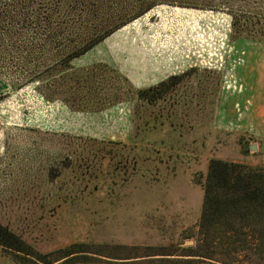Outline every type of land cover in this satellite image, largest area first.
<instances>
[{
	"label": "rangeland",
	"instance_id": "374dc122",
	"mask_svg": "<svg viewBox=\"0 0 264 264\" xmlns=\"http://www.w3.org/2000/svg\"><path fill=\"white\" fill-rule=\"evenodd\" d=\"M144 1L155 7L135 18ZM190 14L214 16L224 52L238 38L264 41V0H0V224L34 252L0 245V264L200 259L211 161L257 170L264 154L249 139L205 133L220 74H182L155 104L137 96L171 76ZM75 245L87 252L61 258Z\"/></svg>",
	"mask_w": 264,
	"mask_h": 264
},
{
	"label": "trees",
	"instance_id": "16d2710c",
	"mask_svg": "<svg viewBox=\"0 0 264 264\" xmlns=\"http://www.w3.org/2000/svg\"><path fill=\"white\" fill-rule=\"evenodd\" d=\"M141 5L144 9L135 18L155 7V4H148L147 1ZM115 31L116 29L109 31L106 35L82 45L68 55L66 61L86 54ZM56 71L57 67H53L49 74ZM110 72L122 84V89L126 88L124 78L118 73L116 75L113 70ZM185 75L171 77L154 87L139 90L136 94L149 104L158 103L167 94L176 92L177 85ZM0 245L27 256H34V252L17 235L1 224ZM85 252L87 251H84L83 245H75L59 253L61 258L72 255H75L72 258H79ZM193 252L195 255L192 256L200 258L190 262L193 264H264V169L254 170L239 163L211 161L204 183L199 242ZM38 260L50 264L44 257Z\"/></svg>",
	"mask_w": 264,
	"mask_h": 264
},
{
	"label": "crops",
	"instance_id": "0c3cea01",
	"mask_svg": "<svg viewBox=\"0 0 264 264\" xmlns=\"http://www.w3.org/2000/svg\"><path fill=\"white\" fill-rule=\"evenodd\" d=\"M191 17L189 20L192 21L188 23L184 20L179 61L171 68L176 70L166 67L171 76L166 75L162 80L194 70L220 74L224 84L215 87V116L209 127L205 126V133L213 138L224 133L242 137L244 142L249 139V145H255L257 149L256 152L250 150L253 155L264 154V41L238 38L229 41L224 52V43L219 46L217 33L213 31L217 23L214 16ZM202 32L209 33L204 35ZM219 63H223L221 71L216 69Z\"/></svg>",
	"mask_w": 264,
	"mask_h": 264
},
{
	"label": "water",
	"instance_id": "95a60500",
	"mask_svg": "<svg viewBox=\"0 0 264 264\" xmlns=\"http://www.w3.org/2000/svg\"><path fill=\"white\" fill-rule=\"evenodd\" d=\"M250 149H251L252 151H256V150H257L255 145L250 146ZM188 244H191V242H188Z\"/></svg>",
	"mask_w": 264,
	"mask_h": 264
}]
</instances>
